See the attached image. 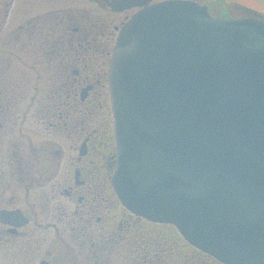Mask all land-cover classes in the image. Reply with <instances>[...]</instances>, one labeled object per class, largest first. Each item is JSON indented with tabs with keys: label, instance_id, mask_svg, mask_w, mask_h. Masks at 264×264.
Segmentation results:
<instances>
[{
	"label": "water",
	"instance_id": "obj_1",
	"mask_svg": "<svg viewBox=\"0 0 264 264\" xmlns=\"http://www.w3.org/2000/svg\"><path fill=\"white\" fill-rule=\"evenodd\" d=\"M103 1L139 8L109 66L120 201L226 264H264V18Z\"/></svg>",
	"mask_w": 264,
	"mask_h": 264
},
{
	"label": "flooded vegetation",
	"instance_id": "obj_2",
	"mask_svg": "<svg viewBox=\"0 0 264 264\" xmlns=\"http://www.w3.org/2000/svg\"><path fill=\"white\" fill-rule=\"evenodd\" d=\"M65 1L0 0V264H56L58 248L101 264L119 223L111 208L134 216L113 185L109 66L138 8L83 0L104 12L93 14ZM249 6L219 18H264Z\"/></svg>",
	"mask_w": 264,
	"mask_h": 264
},
{
	"label": "rangeland",
	"instance_id": "obj_3",
	"mask_svg": "<svg viewBox=\"0 0 264 264\" xmlns=\"http://www.w3.org/2000/svg\"><path fill=\"white\" fill-rule=\"evenodd\" d=\"M210 5L212 14L216 17H230L241 13V5H250L259 13L264 14V0H199ZM65 6L85 7L93 14L104 13L93 9L92 3L83 0H67ZM136 8V7H135ZM108 217L119 222L114 227L112 244L104 249L101 264H219L215 263L202 251L189 244L172 224L155 223L138 216L124 213L118 207L111 208ZM105 215V209L99 212ZM116 215V216H115ZM122 223V225H121ZM56 264H74V259L63 257L65 249H55ZM62 254V258L60 255ZM86 258L77 260L84 264Z\"/></svg>",
	"mask_w": 264,
	"mask_h": 264
}]
</instances>
